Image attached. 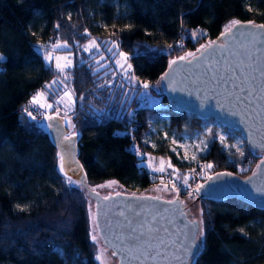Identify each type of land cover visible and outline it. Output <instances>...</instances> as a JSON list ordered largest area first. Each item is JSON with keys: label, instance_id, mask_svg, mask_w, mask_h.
Returning <instances> with one entry per match:
<instances>
[{"label": "trees", "instance_id": "1", "mask_svg": "<svg viewBox=\"0 0 264 264\" xmlns=\"http://www.w3.org/2000/svg\"><path fill=\"white\" fill-rule=\"evenodd\" d=\"M235 19L264 24V0H0V264H99L89 236V198L59 171L58 151L42 121L24 111V102L38 89L53 105L52 113L63 82L71 87L74 113L62 116L77 138V157L91 187L107 179L125 190L158 184V174L149 172L145 155L134 148L137 143L151 151L148 134L156 153L169 154L180 167L190 164L170 153L168 140L159 135L161 125L167 135H203L208 148L198 157L213 165L206 173L252 171L260 153L245 142L241 156L203 128L210 123L213 133L216 125L231 134L237 130L176 109L153 87L171 58L215 38ZM195 30L198 36L192 39ZM90 38L99 51H83ZM56 40L68 43L59 50L76 51L67 79H59L36 49ZM110 41L120 44L138 82H148L159 103L149 104L129 83L114 78L119 57L116 50L108 51ZM108 82L111 87H97ZM199 205L203 238L190 264H264V208L234 197L200 199Z\"/></svg>", "mask_w": 264, "mask_h": 264}, {"label": "water", "instance_id": "2", "mask_svg": "<svg viewBox=\"0 0 264 264\" xmlns=\"http://www.w3.org/2000/svg\"><path fill=\"white\" fill-rule=\"evenodd\" d=\"M234 21L239 22L238 25L228 31ZM262 24L255 20H232L215 38L200 44L192 51L201 57L199 61L194 60L191 64L178 63L170 71L169 61L178 60L180 56L171 58L158 78L160 81L161 76L166 72L169 73L164 81L159 82V86L160 92L167 96L173 107L195 114L200 119L211 117L219 124L237 130L249 148L258 153L264 152V135L261 133L252 134L250 126L259 127L264 132V29L259 27ZM213 41L216 42L214 47L207 52H196L201 45ZM248 53H255L254 58L258 65L255 74L258 77L260 95L254 93V102L249 105L247 114L253 119L246 122L247 117L240 112V109L233 108L231 105H226L224 108L219 106L218 100L221 103L224 102L223 96L220 95L224 89L214 86L213 75L215 69L234 64L236 60L243 59ZM0 57H2L0 59L2 62L4 55L0 53ZM206 96L211 99L204 100ZM253 109L257 111H253ZM233 112L240 114L233 115ZM49 115L54 119H44L43 126L58 153L64 156L65 173L79 183L92 202V217H95L96 223L100 225L97 236L111 254L113 250L116 251V255L112 254L116 258V264H190L200 249L198 240L196 245H193L189 250L187 256H183V251L189 243L190 229L193 227L190 221L199 222V220L189 214L182 197L178 194L164 197L162 192L146 194L128 190H115L102 194L93 189L88 184L84 169L77 157L76 136L73 133H68L65 119L61 114L51 113ZM49 124L52 127H48ZM66 136L71 139H64ZM262 161H264V156H261L252 171L244 176L226 170L210 173L201 182L200 185H203V189L199 195L194 196V200H223L234 197L256 208H264V165H261ZM257 165H261V167L257 168ZM221 173H225V175H219ZM253 173L256 175L253 176ZM208 177H212V179H208ZM170 199L178 202L168 204L167 201ZM117 225L121 226V230L125 234L135 228L137 229L133 233L135 236H140L143 233L144 238H148V234L151 233L152 236L163 237L169 244L168 252L173 258L167 261L163 258L158 261L126 259V253L114 243H110L112 236L117 231ZM94 227H96L95 223ZM175 256H181V259H175Z\"/></svg>", "mask_w": 264, "mask_h": 264}, {"label": "snow or ice", "instance_id": "3", "mask_svg": "<svg viewBox=\"0 0 264 264\" xmlns=\"http://www.w3.org/2000/svg\"><path fill=\"white\" fill-rule=\"evenodd\" d=\"M251 11V9H249ZM71 18V17H69ZM239 22L234 21L233 24L230 26L228 31H231V28H234L238 25ZM57 28H60L61 25L57 24ZM260 28L264 29V24L259 25ZM84 35L87 36L88 32L85 30ZM198 36V30H195L191 33V38L196 39ZM111 44V47L108 48V51L112 52L113 50H116L119 54L120 59L116 61V64L119 66V68L123 69L122 75L124 76L127 81L133 85L136 83H139V88L133 87L132 91L135 92L138 96H143L147 101H150L152 98L149 95L150 91V84L148 82H137L136 77L127 75L131 71V64L128 63V56L126 55L125 52L120 51V44L116 41H110L108 42ZM215 41L206 44V45H201L199 49L196 50L197 53H205L209 49L213 48L215 45ZM57 47H68L67 41L64 42L63 45L57 44ZM178 47H183V45H177ZM169 48H172V45H168ZM83 51L84 52H90L92 49H95L96 51H99V45L98 42L95 40L89 41V43L82 45ZM255 53H248L247 55L244 56L243 59H238L234 62V64H228V66H222L220 69H215V74L213 75V84L214 86H218L221 89H224L223 92L220 93V95L223 96V103H221L219 100L217 103L221 108L226 107V105H231L233 108H238L240 109V112L244 113V115L247 117L246 122L248 120H252L253 117L248 116L249 112V105L253 104V96L254 93L256 95H260L258 92L259 84H258V77L256 76V72L258 70V65L256 64L255 61ZM45 60L46 61H51L52 57L50 53H47L45 55ZM190 58V59H189ZM2 59V57H0ZM61 58L57 57V63H56V69L60 73H64V69L67 67L71 66V62L69 61L68 63L61 65L59 63V60ZM201 59L200 56L196 55V53L188 52L184 56H180L178 60H170L168 63L169 70H173L174 66L177 65L178 63L181 62H186L188 64H191L194 60L199 61ZM99 63V61H97ZM94 71L96 69H93ZM115 75V74H114ZM169 73H165L163 76L160 77V81H164L168 77ZM65 79H67V76H65ZM158 81V83L160 82ZM57 83V81L52 82ZM111 87V82H108L107 85H97V87L103 88V87ZM45 89L50 90L51 89V84H47L44 86ZM121 88L124 87L123 84L120 85ZM140 89H143V92L140 91ZM65 96H68L69 93L65 91L64 93ZM122 95L128 96V92H123ZM44 96V92H39L35 96L32 97L31 104L33 106H39L41 108H52V104H43L40 103V98ZM81 100L84 99V96L81 95L80 97ZM211 99V97H204V100ZM123 103V101L121 102ZM203 103V101H202ZM243 105V107H241ZM25 113L31 117V119L35 120L36 116L32 114L31 111H29L27 108L24 110ZM59 109L57 108V112ZM253 111H257L253 109ZM233 115L240 114L238 112H233ZM65 116H67V111L65 112ZM46 120H52L54 119L53 116L48 115L45 116ZM48 127H52L51 124L48 125ZM209 134L211 137H217L219 138L220 142L222 144H225L224 136L219 135L218 133H213L211 129L208 130ZM250 132L252 134L255 133H261V135H264V132L261 131L259 127L256 126H250ZM66 140H70L71 137H64ZM173 144H176V140L172 141ZM225 146H228L225 144ZM197 149L199 151H204L207 150L208 144L205 141H200L198 145H196ZM231 147L237 148V151L239 150V145H232ZM58 159H59V171L61 173L65 172V164H64V156L61 155L60 153L57 154ZM240 155H243V152L240 151ZM193 160L196 159L195 156L192 157ZM261 165H264V161L261 162ZM261 165H257V168H260ZM169 167L171 165L169 164ZM207 169H211L213 165L211 163L207 164L205 166ZM164 171V168L161 167L160 169H154V171ZM175 171V169H173ZM219 175H225V173H221ZM256 173H253V176H255ZM208 179H212V177H208ZM187 180L188 178H184V183L185 186L188 187L187 185ZM69 183H75L74 181L69 180ZM203 189V185H197L196 188L194 189H189L187 192V195L189 198H192L195 195H199L201 190ZM94 191V190H93ZM173 191H176L177 193L179 192V189L176 188L175 186L173 187ZM107 199V197H106ZM178 201L170 199L167 201L168 204H176ZM183 215V213H181ZM201 215H203V211L201 210ZM92 223L96 224L95 229L90 233V236L92 238L93 243L97 242V236L96 233L100 230V225L96 223V218L95 217H90ZM190 224L193 226L190 231L191 235L189 238V243L185 246L184 251H183V256H187L189 250L193 247V245H196V241L199 237L203 236V220H200L197 222L196 220L190 221ZM117 231L114 233L112 236L110 243H114L117 247L120 248L121 251L126 253L125 258L128 260H152V261H158L161 258L163 260L167 261L170 260L171 257L169 255L168 249H169V244L167 241L163 238L160 237L159 235L157 236H152L151 233L148 234V238H144V234L142 233L140 236H135L133 233L137 231V229L133 228L131 229V232L128 234H125L123 230H121V226L117 225ZM198 250V246H197ZM113 255H116V251L113 250ZM100 256L98 255L96 257L97 260H100ZM175 259H181V256H175Z\"/></svg>", "mask_w": 264, "mask_h": 264}, {"label": "rangeland", "instance_id": "4", "mask_svg": "<svg viewBox=\"0 0 264 264\" xmlns=\"http://www.w3.org/2000/svg\"><path fill=\"white\" fill-rule=\"evenodd\" d=\"M92 40H95V39L94 38H90L85 44L89 43V41H92ZM57 44L63 45L64 43L61 42V41L56 40L54 43L50 44L46 48H42V47L36 46V49L41 52L45 63L51 65V67L56 71V73L58 74V77L60 79V78H63L65 76L66 71H67V69L69 67L64 69V73L58 72L57 69H56L57 57L61 58L59 60V63L61 65H64V64L68 63L69 61L71 62V65H72L73 64V59H74V53H76V51H74V50H70V51L59 50V49H62L63 46L57 47L56 46ZM47 53L51 54L52 59H51L50 62L46 61L45 58H44ZM185 54L186 53H184L182 55H185ZM118 57H119V54H118ZM119 59H120V57H119ZM119 59H117V60H119ZM119 69H121V68H118L117 71ZM117 71L115 72L114 78H119V80H121L122 82L125 83V81H123L120 78V76L116 74ZM133 76L136 77L134 75V73H133ZM136 80H137V78H136ZM63 85H64L63 92L60 93L59 95H57L54 98V104L55 103L60 104L62 106L63 110H61V112L60 111L57 112L54 109L52 113H58V114L64 115L65 109L66 108L68 109V108L72 107V105H73V102H72L70 96L69 95L68 96L64 95L66 89H70L71 90V87L67 84V82H63ZM130 85L133 86V87L134 86L137 87L139 85V83H136L135 85H133V84H130ZM153 87H155L158 91H160V86H159L158 80H157V82H155L153 84ZM35 95L36 94L34 93L33 96H35ZM60 95H61V99H62V97H64L65 100L67 99V103H65L67 106L64 105V102L62 103L61 101H58L57 97H59ZM149 95L152 98L150 101H148L149 104L159 103V99L157 97H155L152 93L149 94ZM72 97H73V94H72ZM40 103L46 104V103H44L42 101H40ZM49 114H51L50 110H49ZM210 125L211 124L208 123V124H206L204 126V128H203L204 132H208V130L211 127ZM150 131L152 133L156 132L154 127H151ZM70 133H73V132H70ZM214 133H218L219 135L224 136L225 144L228 145V146H225V144H222L220 142L218 136L215 137L217 139V141L224 148H229L232 151H235L237 153H240V151L243 152V147H244L245 140H244V138L242 137V135L240 133L231 134V133L227 132L221 125H216L215 126ZM159 135H160V137L162 139H167L168 140V142H169V151H170V153L173 154V156L178 161L183 162V163H191V162H194L195 160L199 159L198 152H201V151H199L197 149L196 145H198L200 143V141H205L204 137H203V135L201 133H199V134L195 133V134L190 135V136L188 134H182L180 136H176V135H172V134H168L167 135L165 125H161L160 128H159ZM229 136H231V138H229ZM173 140H176V144L172 143ZM146 141H147V144L150 147L151 151L145 152L143 150V148L141 146H139V148L144 152L143 153V152H138L135 145H134V148L140 155H142V154L145 155L146 158L143 161V163L145 164V166L148 167L149 172H151L153 174L154 173H158L159 171L158 170L154 171V169H160L161 167H163V168L165 167L166 162H167L166 157H165L166 155L163 156V155L155 152L156 145L154 143V140H153L151 134H148ZM237 144L239 145V150L240 151H237V148H235V147H231L232 145H237ZM260 154H261V156H264V152H262ZM193 156L196 157L195 160L192 159ZM209 174L210 173H208V175ZM208 175H206V176H208ZM92 188L97 190V191H99V192H101L102 194H107V193L113 192L115 190H125V189L122 188V185H120V183L117 180H115V179H107V180L102 181V182H97V183L92 185ZM128 191L146 193V194H154V193H157V192H162L164 197H169V196H172L174 194H177V193H175V191H173V188L170 185H168L167 183L163 182L161 179H159V183L158 184H155V185H153V186H151V187H149L147 189L139 190V189L135 188V189H131V190H128ZM182 199L184 201V204H185L189 214L192 217L198 218V220L200 221L201 220V209H200V205H199V200L198 201L194 200V196L192 198H189V196L187 194H185L182 197ZM88 214H89V218L92 217V202L89 199H88ZM94 229H95L94 223H92V221L90 219L89 236H90V233ZM96 236H97V233H96ZM202 238H203V236L199 237L197 239L198 240V244H199L200 247H201V244H202ZM90 239L92 240L91 236H90ZM94 247H95V255H94L95 259H96V257L98 255L101 257L100 260L96 259L99 264H116V258L101 243V241L99 240L98 236H97V242L94 243Z\"/></svg>", "mask_w": 264, "mask_h": 264}, {"label": "built area", "instance_id": "5", "mask_svg": "<svg viewBox=\"0 0 264 264\" xmlns=\"http://www.w3.org/2000/svg\"><path fill=\"white\" fill-rule=\"evenodd\" d=\"M48 42L52 41V38H49L47 40ZM169 48V47H168ZM129 63V62H128ZM123 69H119L117 71V75L120 76V78L125 81V83H129L127 81V79L124 78V76L122 75ZM127 75H131L133 76V71L131 68V71L127 74ZM138 82V80H137ZM131 84V83H129ZM66 91L69 93V96L73 102L72 107L70 108H66L65 112L67 111V115H73L74 113V107H75V102H76V98H74V96L72 97V91L70 89H66ZM33 96H30L23 104V108L24 109H28L29 111L32 112V114L34 116H36L37 121H43L45 119V116H48L49 114V108H41L39 106H33L31 104V100H32ZM79 100V99H78ZM57 102V101H56ZM57 108L59 109V111L61 112L62 106L58 103L54 104V109L57 111ZM65 115V113H64ZM129 136L131 138H133V133L129 132ZM135 146L137 148L138 152H143L140 148L139 145L137 143H135ZM144 153V152H143ZM166 165L164 167V171L161 172L159 171L158 177L165 183H167L168 185H170L172 188L175 186L176 188L179 189V192L177 193L175 191V193H177L178 195H185L187 194V192L189 191V189H194L196 188L197 185H200L201 182L203 181V179L206 177V175H208V173H206L205 170V165H204V161L201 159H197L194 162H191L190 164H188L187 166L184 167H180V165L176 164L173 162L171 156L169 154H166ZM169 164L171 165V167H169ZM173 169H175V171H173ZM187 177V185L188 187L185 186L184 183V178Z\"/></svg>", "mask_w": 264, "mask_h": 264}, {"label": "crops", "instance_id": "6", "mask_svg": "<svg viewBox=\"0 0 264 264\" xmlns=\"http://www.w3.org/2000/svg\"><path fill=\"white\" fill-rule=\"evenodd\" d=\"M39 92H43V90H42V89H38V90L35 91V94H37V93H39ZM57 99H58V101H61L62 103L64 102V105L67 106V105L65 104V103H67V99L65 100L64 97H62V99H61V95H60L59 97H57ZM40 101H42V102L48 104V103L45 101V94H44L43 97L40 98ZM65 101H66V102H65ZM53 102H54V101H53ZM147 168H148V167H147ZM174 195H175V194H174Z\"/></svg>", "mask_w": 264, "mask_h": 264}]
</instances>
